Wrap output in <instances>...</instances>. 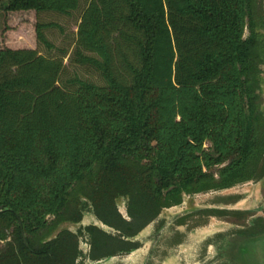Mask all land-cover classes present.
I'll list each match as a JSON object with an SVG mask.
<instances>
[{
	"label": "trees",
	"instance_id": "trees-1",
	"mask_svg": "<svg viewBox=\"0 0 264 264\" xmlns=\"http://www.w3.org/2000/svg\"><path fill=\"white\" fill-rule=\"evenodd\" d=\"M3 7L80 15L72 55L0 45V264H78L84 232L91 258L127 247L95 224L60 227L77 224L87 204L129 234L184 193L264 174V0ZM52 25L32 27L47 49ZM65 56L101 81L64 78Z\"/></svg>",
	"mask_w": 264,
	"mask_h": 264
},
{
	"label": "flooded vegetation",
	"instance_id": "flooded-vegetation-1",
	"mask_svg": "<svg viewBox=\"0 0 264 264\" xmlns=\"http://www.w3.org/2000/svg\"><path fill=\"white\" fill-rule=\"evenodd\" d=\"M244 183V182H243ZM240 184V183H238ZM237 185V184H235ZM233 185V186H235ZM218 188L209 189L207 191L184 193V194H197L207 193L209 191H215L216 197H221L220 200L206 201L202 206L196 208L195 205L188 204L185 206L187 209L185 212L176 215L169 222V229L167 234L165 232L164 237L159 240L156 251L154 248L149 247L144 250L147 245V240L151 239L153 233H161L163 228L168 221L166 216L162 215L163 211H170L176 207L182 208L185 202L182 199L179 202H173L168 205H163L159 209L158 213L149 219L146 223L141 225L133 233H124L117 227L111 226L104 223L92 211L89 204L86 207H90L93 215L103 225L108 226V229L103 228L101 225L93 222L82 224L81 221L77 222L76 231L78 226H85L88 224H95L102 230H105L112 236L118 237L129 242V245L124 248L116 249L113 253L100 256L98 258H91L89 256L90 242L88 241L87 234L84 232L83 235L79 236L78 247L82 254L79 256L78 264H83V261L87 259L94 264H104V261L111 260L114 264H124V260L130 257V259L136 256V259L132 260L131 264H173L176 257L180 256L185 252V247H191L190 251L193 252V264H213L214 255L211 256L210 247H215L217 261L214 264H232L229 258H233L230 254V249L233 245L231 238L238 236L254 235L258 232L264 231L262 228V217L264 219V206L261 209L256 208H232L227 205H232L241 200L242 196L235 192H221L224 189L231 188ZM124 198L123 196L119 199ZM222 198H226L223 200ZM118 199V200H119ZM125 199V198H124ZM117 200V201H118ZM116 201V204H117ZM258 207L260 205H257ZM83 210V213L86 210ZM126 199H125V210H126ZM118 208V207H117ZM119 210V209H118ZM119 212L127 220H130V216L127 215V211L123 214ZM197 214L204 217L203 220H195ZM213 220L224 223V226L215 228L213 227ZM193 231V233H192ZM84 238L86 242V249L80 247V239ZM200 244L203 245V251L199 254ZM188 249V248H186ZM154 262V263H153ZM126 264V263H125Z\"/></svg>",
	"mask_w": 264,
	"mask_h": 264
},
{
	"label": "rangeland",
	"instance_id": "rangeland-1",
	"mask_svg": "<svg viewBox=\"0 0 264 264\" xmlns=\"http://www.w3.org/2000/svg\"><path fill=\"white\" fill-rule=\"evenodd\" d=\"M7 0H0V45L7 44H15L17 41L22 42L21 45H28V41H32L31 45L37 47L42 53L47 55H56L59 54L60 51L59 48H65L70 55H72V48L74 46V40H75V30H76V24L78 22V18L80 15V10H75L71 12L70 14H63L59 13L55 10H44L39 12L36 16H34V11H24V12H13V11H6L4 9V4ZM86 0H80V7L84 5V2ZM40 20L43 22H55L57 25H52L47 28H45V33L48 37V39L53 42L54 48L47 49L42 43L35 42V35H34V29L32 30V27L34 26L35 20ZM245 35L248 34V29H245ZM30 41V42H31ZM3 42V43H2ZM17 44V43H16ZM19 44V43H18ZM64 63L66 64V69L63 72V76L69 77L74 74H78L79 76L83 78H87L89 80H93L96 82H100V76L98 73L93 70L91 67L88 66H81L74 63H71L67 56L64 57ZM262 75L264 77V64L262 65ZM261 87V99H262V107L264 108V81L262 82ZM206 143L205 145H207ZM215 170V169H214ZM213 170V171H214ZM217 176V173H215ZM221 192H235L239 193V195L242 196L241 200L232 204L227 205L232 208H256L261 209L262 206H264V197L258 194H254L253 190H251V182H244L237 184L231 188L224 189ZM215 191H209L207 193H197V194H183V201L185 204L182 208L179 206L170 209V211H163L162 215L166 216V222L163 231L161 233H153V236H151V239L147 240V245L144 247V250L148 249L149 247L154 248V252L156 251L157 245L159 240H161L164 237L165 232L167 233V230L169 229V222L178 214L185 212L187 209L185 208L186 205L191 204L192 206L195 205L196 208L202 206L206 201H211L212 199L220 200L221 197H216ZM225 200L226 198H222ZM257 205H260L259 207ZM117 207L118 209L125 214V199L121 198L117 201ZM204 217L202 215L197 214L195 217V220H203ZM93 222L95 224L101 225L103 228L108 229V226L103 225L99 220L96 219V217L93 215L90 207H86L85 212L83 213V219L81 221L82 224ZM214 224L213 227L220 228L224 226V223H221L219 221L213 220ZM60 227H67L70 229L75 230L76 225L69 223V222H63ZM193 233V231H192ZM169 234V232L167 233ZM240 238L242 236L238 237H232L231 240H233V247L230 249V254L233 258H229L230 262L232 264H238V257L237 255L240 254L241 250L239 248L240 245ZM239 242L238 244H236ZM80 247L82 249H86V242L84 238L80 239ZM188 248V249H186ZM191 247H185V252L181 254L180 256L176 257L173 264H193V252H191ZM199 254L203 251V245L200 244ZM202 250V251H201ZM210 255H214V261L213 264L217 261L216 256V249L215 247H210ZM255 256V263L254 264H264V251L261 246L256 249ZM137 257L134 256V258L130 259V257L126 258L124 260V264H131L133 259H136ZM258 262V263H256ZM154 263V262H153ZM83 264H94L87 259L83 261ZM104 264H114L113 261L106 260L104 261ZM252 264V263H247Z\"/></svg>",
	"mask_w": 264,
	"mask_h": 264
},
{
	"label": "water",
	"instance_id": "water-1",
	"mask_svg": "<svg viewBox=\"0 0 264 264\" xmlns=\"http://www.w3.org/2000/svg\"><path fill=\"white\" fill-rule=\"evenodd\" d=\"M263 81H264V77H263ZM246 182L248 183L251 182V190H253L254 194H258L264 197V174L257 180H249ZM239 242H240L239 248L241 250H239L240 254L237 255L238 264H247V263L254 264L255 263L254 260H256L255 256H257L255 255L256 249L259 248V246H261L264 251V231H261L254 235L242 236ZM239 242H237L236 244H238Z\"/></svg>",
	"mask_w": 264,
	"mask_h": 264
},
{
	"label": "crops",
	"instance_id": "crops-1",
	"mask_svg": "<svg viewBox=\"0 0 264 264\" xmlns=\"http://www.w3.org/2000/svg\"><path fill=\"white\" fill-rule=\"evenodd\" d=\"M30 41H31V40H30ZM30 41H28V45H29V46H32V45H31L32 41H31V42H30ZM16 43H17V44H16ZM16 43H15V44H9V43H8V45H9V46H14V47H16V46H24V45H21L22 42H18V41H17ZM18 43H19V44H18ZM6 44H7V42H6Z\"/></svg>",
	"mask_w": 264,
	"mask_h": 264
}]
</instances>
